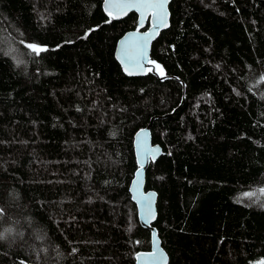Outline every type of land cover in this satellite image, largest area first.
I'll return each mask as SVG.
<instances>
[{
	"label": "trees",
	"instance_id": "obj_1",
	"mask_svg": "<svg viewBox=\"0 0 264 264\" xmlns=\"http://www.w3.org/2000/svg\"><path fill=\"white\" fill-rule=\"evenodd\" d=\"M102 4L0 0V264H134L151 118L167 264H264V0H171L143 76L114 56L136 13Z\"/></svg>",
	"mask_w": 264,
	"mask_h": 264
},
{
	"label": "water",
	"instance_id": "obj_2",
	"mask_svg": "<svg viewBox=\"0 0 264 264\" xmlns=\"http://www.w3.org/2000/svg\"><path fill=\"white\" fill-rule=\"evenodd\" d=\"M170 1L166 0L161 10L141 7L144 0H103L104 11L114 19H121L130 12L137 15V29L125 32L117 40L114 50V56L126 75L143 76L149 69H153L151 45L159 32L169 24ZM152 119L145 127L138 129L133 137L137 168L128 190L131 200L136 205L140 226L150 231V248L136 252L134 264H167L169 260L153 225L157 217V194L155 190L145 188V171L150 162L155 161L162 152L160 145L152 143L151 140Z\"/></svg>",
	"mask_w": 264,
	"mask_h": 264
},
{
	"label": "snow or ice",
	"instance_id": "obj_3",
	"mask_svg": "<svg viewBox=\"0 0 264 264\" xmlns=\"http://www.w3.org/2000/svg\"><path fill=\"white\" fill-rule=\"evenodd\" d=\"M164 3H166V0H144V3H142L140 6L141 7H147V8H153V9H161L163 10L164 8ZM155 15V13H153ZM29 48H31L34 52L37 54L40 51H43L44 49L38 47L35 44H30L28 45ZM3 209H0V212H2Z\"/></svg>",
	"mask_w": 264,
	"mask_h": 264
}]
</instances>
